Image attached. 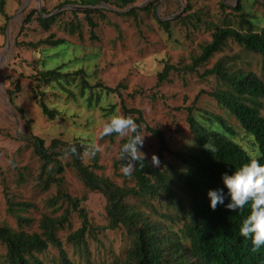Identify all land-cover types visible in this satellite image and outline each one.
I'll return each instance as SVG.
<instances>
[{"label":"rangeland","instance_id":"obj_1","mask_svg":"<svg viewBox=\"0 0 264 264\" xmlns=\"http://www.w3.org/2000/svg\"><path fill=\"white\" fill-rule=\"evenodd\" d=\"M79 1L0 0V227L40 233L44 216L59 217L69 209V222L57 236L74 264H125L134 236L124 225L88 234L81 244L67 242V237L80 229L82 219L66 199H61L56 207L49 200L58 193L78 199L85 196L82 207L97 228L108 223L107 199L102 192L86 188L69 155L59 158L64 172L56 176L61 183L42 190V162L34 153L32 135L44 139L46 147L53 139L70 144L83 142V165L91 166L96 155L101 168L91 171L122 188L136 185L134 180L124 178L122 165L118 164L120 142L128 136L116 134L112 139V134L103 136L101 132L111 115H124L123 105L141 110L147 126L162 132L174 152L191 151L195 146L187 123L188 107H193L195 117L201 120L207 113L221 116L240 134L241 141L248 143L240 124L208 95L216 90L217 79L203 78L201 74L222 60L231 71H251L264 81V56L228 41L224 51L197 72L187 73L184 68L200 54L202 45L212 41L216 27L241 29L237 12L231 9L239 1L253 19L255 29H260L264 24V0H138L126 8L121 5L122 0H104L96 7L80 5ZM148 5V10H141ZM88 8L106 9L93 15L98 25L94 40L83 12ZM73 9L77 12H71ZM131 9L136 14L127 15ZM37 11L43 18L52 14L59 18L45 30L37 21ZM31 13L33 21L26 24ZM156 18L168 21L169 30ZM71 22L78 26L74 35L68 30ZM61 39L68 42L66 53L53 49L52 42ZM54 56L66 64L67 72L85 71L90 87L84 94L80 77H69L60 84L52 82L49 87L40 82L39 72L44 66L59 63H52ZM166 64L174 69L162 81L159 74ZM99 84L117 91L108 94L94 88ZM37 93H43L44 103L57 112L54 119L43 115ZM261 102L264 116V99ZM140 133L145 136L140 150L151 164V157H158L161 149L159 139L144 127ZM164 156L174 162L170 154ZM156 167L163 170L167 166L160 163ZM175 183L174 190L180 192ZM125 202L153 223L162 224L165 233L170 229L182 239L180 231L189 217L186 204L181 207L165 199L133 197ZM19 217L27 219V223H19ZM35 255L45 264L59 262L55 247ZM6 258L7 247L0 241V264H7Z\"/></svg>","mask_w":264,"mask_h":264},{"label":"trees","instance_id":"obj_2","mask_svg":"<svg viewBox=\"0 0 264 264\" xmlns=\"http://www.w3.org/2000/svg\"><path fill=\"white\" fill-rule=\"evenodd\" d=\"M104 0H80L83 6H99ZM138 0H122L121 5L126 8ZM2 3V1H1ZM222 7H227L222 4ZM149 5L141 10H148ZM237 12L242 23L241 29L230 26L216 27L212 34V41L201 46L200 54L193 59L190 66L184 68L187 73L197 72L207 64L216 54L221 53L228 41H234L239 47L264 56V24L260 29H255V24L250 15L245 12L241 1L237 6L231 7ZM106 9H86L83 12L91 28L92 40L96 39L95 29L98 27L93 20V15L103 13ZM76 13V10H71ZM37 21L45 29L49 30L50 24L59 16L50 14L43 18L37 11ZM136 14L131 9L127 15ZM31 13L25 23L33 21ZM104 18V15H101ZM159 21V24L169 30L168 21ZM245 27V28H244ZM69 32L74 35L78 32V26L71 22ZM30 47L37 46L29 44ZM56 52L68 51V42L57 40L52 42ZM56 56L52 58L54 64ZM55 66L45 67L39 72L41 83L50 86L52 82L62 83L69 77H80L82 94L90 87L86 73L83 69L75 72H67V66L63 62ZM169 64L164 66L159 74L164 81L169 72L173 70ZM201 77H214L217 79L216 90L208 93L217 105L227 110L243 128L248 143L241 141L240 134L221 116L207 113L198 119L193 113V107H188L187 123L194 138L195 146L191 151H171L168 147L165 135L149 126L145 121L141 110L127 108L123 105L124 115L131 116L137 123L141 132L143 127L159 139L161 149L158 159L166 165V169L152 166L145 159L143 166L137 162L132 175L124 176L136 182L132 188H122L109 180L96 176L91 169H100L98 157L95 155L91 166L83 165V154L86 146L83 142L67 143L60 139H53L51 145L46 147L44 139L32 135L34 140V153L42 162L39 186L42 190H48L53 184H60L64 167L59 158L69 155L73 159L74 167L80 174L86 188L92 191H100L107 199L108 223L105 226L94 228L89 221L82 203L86 197L73 198L64 193H58L49 200L51 206L56 207L61 199H66L71 209L79 214L82 219L81 227L67 237L70 244H81L86 235L96 234L107 230H116L120 226H126L133 234L131 248L128 251L125 264H264V246L253 249L251 240L240 235L242 221L250 213V203L236 212L227 210L223 205H217L215 210L209 207L207 192L209 189L223 188L221 174L237 170L242 164L249 162L250 158H257L260 164H264V81L251 71H231L226 67L225 61L219 60L216 64L204 71ZM121 86V85H120ZM108 94L116 93L117 89L96 85ZM18 89V86H16ZM13 95L9 92V95ZM43 93H37L38 105L43 115L54 119L55 110L49 109L44 103ZM120 97L122 95H119ZM200 94L195 98L198 100ZM13 101V100H12ZM134 116V117H133ZM131 135V134H130ZM116 133H112V139ZM124 138L120 142V148L127 141ZM74 149V151H73ZM170 154L174 162L170 163L164 154ZM122 160L118 162L122 165ZM176 181V183H175ZM174 183L180 192L174 190ZM226 191V189H225ZM133 197L165 199L176 206H188L189 217L180 231L182 239L172 233L170 229L165 233L163 225L153 223L149 217L134 207L126 204L125 199ZM228 199L225 200V204ZM21 206H28L23 204ZM71 212L66 209L59 217L44 216L40 223V233L15 232L8 227H0V241L7 247V264H45L36 257V253L45 252L49 247H55L59 251L58 264H74L63 248V242L57 233L69 222ZM27 223V219L19 217V223ZM188 243L186 244V242Z\"/></svg>","mask_w":264,"mask_h":264},{"label":"clouds","instance_id":"obj_3","mask_svg":"<svg viewBox=\"0 0 264 264\" xmlns=\"http://www.w3.org/2000/svg\"><path fill=\"white\" fill-rule=\"evenodd\" d=\"M112 133L120 137L128 136L127 141L121 145L120 159L123 162L121 172L125 176H130L137 162H140L141 166L145 165V153L140 150L145 136L141 135L137 123L131 116L119 112L111 115L103 124L101 135L107 136ZM91 154L94 155L95 150ZM151 164L154 167L159 166L157 156L151 157ZM221 181L223 188L209 189L207 192L209 207L215 210L219 204L229 211L236 212L250 203V213L241 223L240 235L251 240L254 250L264 246V164H260L257 158H250L249 162L242 164L230 174L222 173Z\"/></svg>","mask_w":264,"mask_h":264}]
</instances>
